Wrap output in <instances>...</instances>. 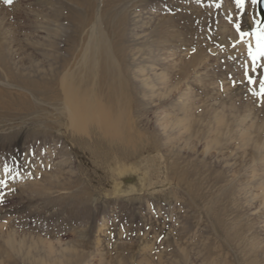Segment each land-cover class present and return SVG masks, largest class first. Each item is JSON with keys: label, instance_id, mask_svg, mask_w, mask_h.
<instances>
[{"label": "rangeland", "instance_id": "374dc122", "mask_svg": "<svg viewBox=\"0 0 264 264\" xmlns=\"http://www.w3.org/2000/svg\"><path fill=\"white\" fill-rule=\"evenodd\" d=\"M79 2L0 0L1 49L14 76L60 93L100 20L127 105L104 74L94 88L105 107L125 108L131 143L104 147L94 125L66 128L62 96L1 110L0 264H31L24 251L46 245L79 254L77 264H264V56L254 61L256 36L240 34L264 28L258 0ZM65 49L61 70L45 53ZM30 66L40 72H18ZM2 70L0 87L16 85ZM207 209L263 253L236 256Z\"/></svg>", "mask_w": 264, "mask_h": 264}, {"label": "bare ground", "instance_id": "6f19581e", "mask_svg": "<svg viewBox=\"0 0 264 264\" xmlns=\"http://www.w3.org/2000/svg\"><path fill=\"white\" fill-rule=\"evenodd\" d=\"M84 1L86 0H81V2L78 3V5L82 7ZM81 24H82V21H81ZM92 24L93 25L90 27L85 43L79 52L80 53L79 60L76 63L75 69L70 72L64 73L63 76L60 78V84H59L60 93L56 91L50 92L49 90L51 89L48 86L49 84H47L46 82L45 83L42 82L40 84V83H37L25 77L17 78L16 76H14L13 73H11V68H10L12 65L10 61L11 58L9 59L5 57L6 55L3 54L4 51L1 49V46H0V67L1 69H3L2 72L8 74L11 81L14 80V82L16 83V85L9 84V83H1L3 87H0V111L2 110L5 113L7 111H11L10 109L12 105H17L20 110H25V109L31 110L35 108L34 101L35 99H37L38 96H44V97L47 96L48 99H53V97L55 96L56 97L62 96V100H63L62 103H63V109L65 111V115L63 117L60 116V120H63L62 122L65 124L66 128L69 127L71 131L74 133H76V131L83 133L87 130L88 125L89 126L94 125L93 127H95L96 130H92V135H94L96 143L104 147L107 144L113 143L114 139L116 141L117 139H120L119 142L122 145L125 142H127V145L129 142L131 143V141L128 140L129 139L128 137L130 136L131 133L129 132L132 129H130V127L127 126L128 121L126 120L127 117H126L125 108L123 107V109H119V110L116 109L115 111H112L110 108H108V106L105 107L99 100L97 89L94 88L97 85L96 81H98L96 79L104 74L108 78V80H111V82L114 81L113 83L116 84L112 88L113 89L112 94H114L113 101L114 99H116L117 101H119L120 104L123 103L124 105H127V102H126L127 100L126 98H124L125 87L122 83L123 81H121V75L118 71L117 64L115 63L116 60L113 59L114 57H113V54L111 53L112 50H111L110 44H114V43L111 41L110 43L108 38L104 35L102 28H101L100 20L97 22L95 21ZM49 46L55 49L56 52L60 50L57 47H55L54 44H50ZM117 46H118V43H117ZM65 50H66L65 55H64L65 57L63 56L59 57L55 54L49 55V53H45V55L50 56V57L54 56V61L60 65V69L62 70L67 65V57H69V55L72 54V52L69 51L68 49H65ZM51 62L53 63V61ZM59 65H56V66L59 67ZM17 68H19L18 72H23L27 74L28 73L38 74V72H40V69L38 68V66H35V67L30 66V68H24V67L22 68L17 67ZM56 71H59V70L56 69L52 73L56 74ZM12 85L16 86L17 88L16 93L8 91V89H13ZM28 98H31V100L33 101H31ZM110 101L109 103L111 104ZM114 102L115 104L118 103L116 101ZM4 114H0L1 120H3L2 118L5 117ZM127 128H128V131H127ZM186 131H189V129L186 128ZM212 143H216V141L213 140ZM209 144L207 143L206 147H210ZM113 145L116 146L114 148H120V146L115 143ZM121 147L123 148V146ZM122 150L123 149H121V151ZM124 157L126 158V154ZM98 159L100 160L102 159V161L103 160L107 161L108 160L107 153L102 152V154L100 155L98 153L97 160ZM126 160L128 159L126 158ZM125 178L129 179V177H125ZM206 212L208 213L209 219L212 220V223L215 229H220L219 236L221 235L225 237V240L231 243L230 247L236 256H239V257L241 256L244 257L245 255L252 256L254 250H259L261 251L260 253H263L262 249H260L259 246L254 241L248 240L247 237H241L239 235L240 233L238 234V232L234 233L233 231H231L229 226L225 225L223 220L215 213L214 210L207 209ZM231 232L234 234H231ZM7 242L9 246L13 245L12 239H10V237L7 238ZM165 243L168 244L169 240L167 239ZM41 249H37V248L32 249L30 247L29 250L24 251L23 260L29 261L31 262V264H77L82 259V256H80L79 254L77 255L74 253L66 252L64 249H60L58 251L59 254H57L51 245H46V248H44L42 251ZM258 255H259L258 251H255L254 252L255 258H257ZM178 256L180 255L178 254ZM181 257H182V261L186 263L187 261L186 256L181 255ZM216 261H218V259L215 257H212L209 262H214L216 264Z\"/></svg>", "mask_w": 264, "mask_h": 264}, {"label": "snow or ice", "instance_id": "6c2138e0", "mask_svg": "<svg viewBox=\"0 0 264 264\" xmlns=\"http://www.w3.org/2000/svg\"><path fill=\"white\" fill-rule=\"evenodd\" d=\"M236 6L240 9L244 8L245 0H235ZM3 3L6 5H11L13 3V0H3ZM240 25H236L237 31H240ZM241 36L245 35H255L257 38V47L255 52L251 50V47L249 48V55L252 56L253 60L255 61L260 56H264V28L258 29L254 33H245L241 32ZM261 94L264 95V81H261ZM5 171H8L7 168H5ZM0 183H3V181H0Z\"/></svg>", "mask_w": 264, "mask_h": 264}, {"label": "water", "instance_id": "95a60500", "mask_svg": "<svg viewBox=\"0 0 264 264\" xmlns=\"http://www.w3.org/2000/svg\"><path fill=\"white\" fill-rule=\"evenodd\" d=\"M257 7H258L259 15L261 16V19L264 20V0H258Z\"/></svg>", "mask_w": 264, "mask_h": 264}]
</instances>
